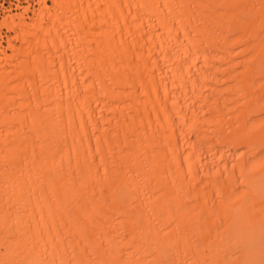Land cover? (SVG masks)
Listing matches in <instances>:
<instances>
[{
    "label": "bare ground",
    "instance_id": "1",
    "mask_svg": "<svg viewBox=\"0 0 264 264\" xmlns=\"http://www.w3.org/2000/svg\"><path fill=\"white\" fill-rule=\"evenodd\" d=\"M25 3L0 264H264V0Z\"/></svg>",
    "mask_w": 264,
    "mask_h": 264
},
{
    "label": "rangeland",
    "instance_id": "2",
    "mask_svg": "<svg viewBox=\"0 0 264 264\" xmlns=\"http://www.w3.org/2000/svg\"><path fill=\"white\" fill-rule=\"evenodd\" d=\"M26 1H29V0H0V14L3 13L7 8H14V5L18 3L19 6H26ZM17 2V3H16ZM30 2L34 5L35 7V2L36 0H30ZM36 8V7H35ZM1 20V19H0ZM3 35H8V34H5L6 33V30H3L1 31ZM11 36H13L11 34ZM0 42H2L0 40ZM6 46V45H4ZM18 46V44H17Z\"/></svg>",
    "mask_w": 264,
    "mask_h": 264
}]
</instances>
